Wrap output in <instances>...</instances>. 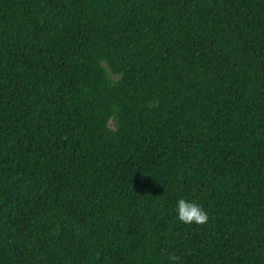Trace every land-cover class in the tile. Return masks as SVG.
I'll list each match as a JSON object with an SVG mask.
<instances>
[{"label": "trees", "instance_id": "trees-1", "mask_svg": "<svg viewBox=\"0 0 264 264\" xmlns=\"http://www.w3.org/2000/svg\"><path fill=\"white\" fill-rule=\"evenodd\" d=\"M168 252L264 264V0H0V264Z\"/></svg>", "mask_w": 264, "mask_h": 264}, {"label": "clouds", "instance_id": "clouds-1", "mask_svg": "<svg viewBox=\"0 0 264 264\" xmlns=\"http://www.w3.org/2000/svg\"><path fill=\"white\" fill-rule=\"evenodd\" d=\"M173 211L175 219L184 224L200 225L208 221V213L204 207L193 199H186L181 196L175 201ZM169 264H177V255L175 252L167 253Z\"/></svg>", "mask_w": 264, "mask_h": 264}]
</instances>
